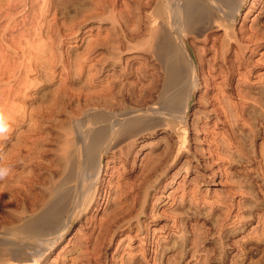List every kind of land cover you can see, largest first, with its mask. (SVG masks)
I'll return each instance as SVG.
<instances>
[{
    "label": "rangeland",
    "instance_id": "1",
    "mask_svg": "<svg viewBox=\"0 0 264 264\" xmlns=\"http://www.w3.org/2000/svg\"><path fill=\"white\" fill-rule=\"evenodd\" d=\"M67 1L0 0V170H6L0 177V230L18 224L21 217L35 214L52 200L70 167L69 154H78V120L89 109L93 113L116 107L141 109L157 99L158 92L149 93L157 66L151 53L155 0ZM215 29L188 38L194 55L197 48L202 55L196 59L204 61L197 63L201 71L209 82L216 79V86L204 82L195 92L185 143L179 133L166 127L119 137L102 160L106 187L97 194L99 203L92 201L82 209L48 255L32 264H264V106L260 105L264 102V0H247L235 21L236 39L245 40V49L236 43L218 52L222 38L213 39L223 37V30L205 41L206 33ZM119 90L125 95L119 92L124 97L117 100ZM108 94H115L111 100L119 103H108ZM222 95L229 99L219 102ZM238 104L248 108L249 117L243 113L242 122L226 115ZM64 139L74 146L66 141L65 145ZM165 147L173 151L168 165ZM65 152L69 159L67 167L64 159L63 170L60 156ZM155 160L162 161L163 173L160 168L153 185L143 190L145 186L138 184L148 174L146 167L158 164ZM134 197L140 200L139 206L144 201L142 207H131ZM10 263L14 264L0 260V264Z\"/></svg>",
    "mask_w": 264,
    "mask_h": 264
},
{
    "label": "bare ground",
    "instance_id": "2",
    "mask_svg": "<svg viewBox=\"0 0 264 264\" xmlns=\"http://www.w3.org/2000/svg\"><path fill=\"white\" fill-rule=\"evenodd\" d=\"M21 1V0H20ZM46 1V0H44ZM100 1V0H99ZM247 0H155V6H154V22L152 25L153 32H152V51L155 61H157L156 66V72L155 77L153 79L151 89L148 91L151 93V95L154 96V92H158V97L156 96V100L154 99L153 103H149L147 106H142L141 109H123L117 107L115 109H112V111L109 110L105 113H93L89 112L90 109L87 111L85 109L84 116L82 115V118L79 123V128L77 127V124L75 127H77V151L78 154L75 156L69 154L70 158V167L68 168V171L63 173L62 179L59 182V186H55L54 194L52 200L46 204V206H42L43 208L36 212L35 214L23 218L21 217L22 221L19 222L16 225H12L8 228H5L3 230H0V260H9V262H13L14 264H32L36 260L41 259L43 256H45L52 248L54 244H56L57 240L65 234V231L70 227L73 220L79 216V213L82 209L87 208L90 203L93 201L94 203H99V197L97 194L103 190V187L105 188V180L101 177L102 172V166H103V157L107 150L110 148V146L119 138L122 136H129L132 135H138L139 133L145 132V131H153L157 129L158 127H166L171 129L173 132L179 133V135L182 136L183 144L185 143V133L187 129V116H188V109L190 107V104L195 96V92L197 89L203 85L205 82L208 86H216V79L210 80L212 82H209L204 75V71L202 72L200 69V66L197 64L199 61L201 63H204V61L200 58L202 55H199V48H197V54L194 55L193 49L189 45L188 38L189 37H195V35H202V33H205L209 29L216 28L215 30H212L211 32L206 33L205 41H209L211 38L213 39L212 35H216L219 30L224 31V36H217L214 38V42L217 40H220L221 38V45L218 52H223L227 48V45L230 44H240L239 46L241 49H245V44L243 38H241V42H239L236 31L233 29L235 25L236 19L239 17V14L245 5ZM12 2V0H11ZM50 2V1H49ZM66 2H68L66 0ZM80 2V1H79ZM97 2V1H96ZM102 2V1H101ZM13 3V2H12ZM147 3V2H146ZM16 4V2H15ZM18 4V3H17ZM78 4V3H77ZM83 4V3H82ZM6 5V3H5ZM44 5V4H43ZM12 6V5H11ZM15 6V5H13ZM86 6V5H85ZM95 6V5H94ZM93 6V7H94ZM4 7V6H3ZM57 7V6H56ZM81 7V6H80ZM40 8V7H39ZM89 8V7H88ZM42 9V8H41ZM87 9V8H86ZM43 11V10H42ZM41 11V12H42ZM79 11V10H78ZM45 13V12H44ZM149 17V16H147ZM153 18V17H152ZM141 20V19H140ZM149 20V19H148ZM153 21V19H151ZM239 20V19H238ZM150 21V20H149ZM151 21V22H152ZM149 22V23H151ZM142 23V22H141ZM41 26V25H40ZM43 27V26H42ZM41 29V28H40ZM263 30V29H261ZM244 32V31H243ZM150 33V32H149ZM263 34V33H262ZM149 36V35H148ZM240 36V35H239ZM117 37V36H116ZM119 37V36H118ZM244 37V36H243ZM196 38V37H195ZM258 38V37H256ZM251 39V37H250ZM122 40V39H121ZM146 40V39H145ZM144 40V41H145ZM248 41V39H246ZM110 41V40H109ZM148 41V40H147ZM145 41V43L147 42ZM199 41V40H198ZM106 42V41H105ZM112 42V41H111ZM110 42V43H111ZM193 42V41H192ZM191 42V43H192ZM196 43V41L194 40ZM204 42V41H203ZM213 42V41H212ZM109 43V42H108ZM246 43V42H245ZM248 43V42H247ZM246 43V45H247ZM194 44V43H193ZM111 45V44H110ZM116 45V44H113ZM112 45V46H113ZM142 45V44H141ZM198 45V44H197ZM213 45V44H211ZM50 46V45H49ZM195 44L193 45L194 48ZM215 45H213L214 47ZM219 46V45H217ZM47 47V46H46ZM151 47V46H150ZM197 47V46H196ZM212 47V48H213ZM232 47V46H231ZM248 47V46H246ZM250 47V46H249ZM148 48V47H147ZM217 48V47H216ZM45 49V48H44ZM113 49V48H112ZM149 49V48H148ZM204 50H207V46L203 47ZM229 49V48H228ZM235 49V48H234ZM252 49V48H251ZM143 50V49H142ZM147 50V49H146ZM52 51V50H51ZM217 51V50H215ZM227 51H230L227 50ZM226 51V53H227ZM143 52V51H142ZM202 52V50H201ZM238 52V51H237ZM112 53V51H111ZM196 53V52H195ZM216 53V52H215ZM244 53V52H243ZM119 54V53H118ZM218 54V53H217ZM223 54V53H222ZM51 55V54H50ZM113 55V54H112ZM152 55V54H151ZM219 55V54H218ZM221 55V54H220ZM197 56H200L197 59ZM216 56V55H215ZM111 57V56H110ZM214 57V56H213ZM200 59V60H199ZM149 60V58H148ZM215 60V59H214ZM224 60V59H223ZM203 61V62H202ZM232 61V60H231ZM199 62V63H200ZM259 63V62H258ZM32 65V64H30ZM151 65V64H150ZM202 65V64H201ZM210 65V64H209ZM140 66V65H139ZM205 66V65H204ZM232 66V65H231ZM82 68V67H81ZM205 68V67H204ZM209 68V67H208ZM80 69V68H79ZM237 69V68H236ZM83 70V69H82ZM90 70V69H89ZM141 70V69H140ZM224 70V69H222ZM84 71V70H83ZM221 71V70H220ZM144 72V71H143ZM146 72V71H145ZM145 72L143 73L145 75ZM202 72V73H201ZM223 72V71H222ZM90 73V72H89ZM131 73V72H130ZM154 73V72H153ZM152 73V74H153ZM221 73V72H219ZM227 73V72H226ZM236 73V72H235ZM238 73V72H237ZM120 74V73H119ZM124 74V73H123ZM140 74V81L143 80L144 75ZM201 74L203 75L201 77ZM224 74V73H223ZM89 75V74H88ZM115 75V74H114ZM138 75V74H137ZM149 75V74H148ZM220 75V74H219ZM230 75V74H228ZM226 75V76H228ZM233 75V74H232ZM240 75V74H239ZM246 75V74H245ZM91 76V75H90ZM94 76V74H93ZM118 76V75H117ZM125 76V74H124ZM224 76V77H226ZM247 76V75H246ZM261 76V75H260ZM92 77V76H91ZM121 77V76H119ZM221 77V76H220ZM241 77V76H240ZM80 78V77H79ZM117 78V77H116ZM114 79V81L116 80ZM209 78V77H208ZM212 78H215L212 76ZM223 78V77H222ZM261 78V77H260ZM90 79V78H89ZM93 79V77L91 78ZM90 79V80H91ZM120 79V78H119ZM224 79V78H223ZM228 79V78H227ZM245 79V77H244ZM247 79V78H246ZM107 81V80H106ZM219 81V80H218ZM226 81V80H225ZM248 81V80H247ZM108 82V81H107ZM110 82V81H109ZM122 82V80H121ZM138 82V81H137ZM262 82V81H261ZM114 83V82H113ZM129 83V82H128ZM132 83V82H131ZM237 83V82H236ZM122 84V83H121ZM130 84V83H129ZM120 85V84H119ZM140 85V83H139ZM218 85V84H217ZM240 85V84H239ZM107 86V84H106ZM105 86V87H106ZM113 86V84H112ZM148 87V85H146ZM220 86V85H219ZM237 86V84H236ZM251 86V85H250ZM249 86V87H250ZM103 87V86H102ZM109 87H111L109 85ZM115 87V85H114ZM117 87L118 86L117 84ZM143 87V86H141ZM234 87V86H233ZM240 87V86H239ZM238 87L237 90L240 88ZM248 87V86H247ZM112 88V87H111ZM110 88V89H111ZM123 88V86L121 87ZM223 88V87H222ZM243 88V87H242ZM255 88V87H254ZM82 89V88H81ZM80 89V90H81ZM87 89V88H86ZM89 89V88H88ZM106 89V88H105ZM109 88L106 90H110ZM233 89V88H232ZM91 90V89H90ZM99 90V89H98ZM105 90V91H106ZM118 90V89H117ZM123 89H121L122 91ZM219 90V88H218ZM235 90V89H234ZM247 90V88H245ZM249 90V89H248ZM82 91V90H81ZM84 91V89H83ZM86 91V90H85ZM101 91V90H100ZM99 91V92H100ZM111 94L113 93V90H111ZM115 91V90H114ZM121 91L119 90L115 96H119L121 94ZM242 91V90H240ZM94 92V90H93ZM98 92V91H97ZM108 92V91H107ZM120 94L118 95V93ZM237 92V91H236ZM239 92V91H238ZM242 95L246 96V93H243ZM247 94L251 91H246ZM66 93V91H65ZM91 93V92H90ZM96 93V92H95ZM106 93V92H105ZM124 95V91L122 92ZM148 93V95H149ZM257 93V92H256ZM255 93V94H256ZM261 92L260 94H262ZM57 94V93H56ZM121 94V95H123ZM240 94V93H239ZM254 94V93H253ZM70 95V94H69ZM96 95V94H95ZM106 95V94H105ZM143 95V94H142ZM230 95V94H229ZM241 95V94H240ZM241 95V97H242ZM251 95V93H250ZM264 94H262L263 96ZM56 96V95H55ZM66 96V95H65ZM76 96V95H74ZM104 96V95H103ZM107 96L110 97L108 94ZM106 96V98H108ZM141 96V95H139ZM144 96V95H143ZM202 96V95H201ZM218 96V95H217ZM252 96V95H251ZM63 97V96H62ZM96 97V96H94ZM105 97V96H104ZM111 97L109 100H111ZM120 97V96H119ZM118 97V98H119ZM122 98L124 96H121ZM120 97V98H121ZM250 97V96H249ZM260 97V96H259ZM65 98V97H64ZM78 98V97H77ZM117 98V100H118ZM139 97L137 96V99ZM245 98V97H244ZM248 96H246V99ZM263 98V97H262ZM59 99V98H58ZM86 99V98H85ZM88 99V98H87ZM92 99V98H91ZM95 99V98H94ZM103 99V98H102ZM144 99V98H143ZM143 99H141V102ZM216 99V98H215ZM219 102L222 100H228L224 99L223 95L222 97H218ZM216 99V100H217ZM249 99V98H248ZM251 99V97H250ZM264 99V98H263ZM262 99V100H263ZM106 100V99H105ZM113 100V99H112ZM111 101H108V103L112 104ZM140 101V99H138ZM138 100H136L138 102ZM147 100V99H145ZM212 100V99H211ZM57 101V100H55ZM59 101V100H58ZM114 102L119 103L118 101H115V98L113 100ZM205 101V100H204ZM260 101V100H259ZM99 102V101H98ZM114 106L116 103H114ZM212 102V101H211ZM224 102V101H223ZM222 102V103H223ZM230 102V101H229ZM227 103L226 105L230 104ZM261 102V101H260ZM92 103V102H91ZM95 103V102H93ZM139 103V102H138ZM221 103V104H222ZM238 103V102H237ZM236 103V104H237ZM247 103V102H246ZM60 104V103H59ZM98 104V103H97ZM106 104V102H105ZM104 104V105H105ZM120 104H122L120 102ZM143 104V103H142ZM224 104V103H223ZM235 104V103H234ZM233 104V105H234ZM242 104V103H241ZM239 105L231 114L229 112L226 114V110H224L225 114L229 117L235 118L237 121H240L242 118V115H245L247 113L248 108H246L243 105ZM258 104V103H257ZM25 105V104H24ZM83 105V104H82ZM109 105V104H107ZM119 106V104H117ZM140 105V104H138ZM137 105V106H138ZM219 105V104H218ZM232 105V104H231ZM260 105L264 106V102H262ZM20 106V105H19ZM76 106V105H75ZM95 106V105H94ZM141 106V105H140ZM222 106V105H220ZM236 106V105H235ZM34 107V106H33ZM37 107V106H36ZM67 107V106H66ZM92 107V106H91ZM110 107V105H109ZM112 107V106H111ZM224 108V106H222ZM23 108V107H22ZM39 108V107H37ZM84 108V107H83ZM113 108V107H112ZM216 108V107H214ZM227 109V107L225 106ZM224 108V109H225ZM230 108V106H229ZM228 108V109H229ZM233 108V107H231ZM25 109V108H24ZM33 109V108H32ZM41 109V108H40ZM43 109V107H42ZM67 109V108H66ZM78 109V108H77ZM217 109V108H216ZM215 109V111H216ZM31 110V109H30ZM36 110V109H35ZM48 110V109H47ZM60 110V109H59ZM82 110V109H81ZM95 110V109H94ZM107 110V109H106ZM223 110V109H222ZM253 110V109H252ZM251 110V111H252ZM17 111V110H16ZM15 111V112H16ZM39 111V110H38ZM64 111V110H63ZM79 111V109H78ZM97 110H95L96 112ZM256 111V110H255ZM263 111V110H262ZM261 111V112H262ZM74 112V111H72ZM71 112V113H72ZM99 112V111H98ZM197 112V111H196ZM212 112V111H211ZM246 112V113H245ZM249 112V111H248ZM253 112V111H252ZM260 113V116L261 115ZM14 113V112H13ZM12 113V114H13ZM27 113V112H26ZM25 113V114H26ZM31 113V112H30ZM56 113H58L56 111ZM68 113V112H67ZM76 113V112H75ZM223 113V112H222ZM245 113V114H243ZM255 112H253L254 114ZM263 113V112H262ZM47 114V113H46ZM224 114V115H225ZM253 117V114L250 113ZM42 115V114H41ZM50 115V114H49ZM55 115V114H54ZM220 115V114H219ZM225 115V116H226ZM247 115V114H246ZM245 115V116H246ZM258 115V114H257ZM257 115L255 116L257 118ZM25 116V115H24ZM33 116V115H32ZM201 116V115H200ZM199 116V117H200ZM244 116V119H246ZM248 116V115H247ZM13 117V116H12ZM230 117V118H231ZM249 117V116H248ZM247 117V118H248ZM14 118V117H13ZM22 118V117H21ZM33 118V117H32ZM227 118V117H226ZM232 118V119H233ZM254 118V117H253ZM253 118L252 121L254 120ZM234 119V120H235ZM243 119V120H244ZM14 120V119H13ZM62 120V119H61ZM68 120V119H67ZM76 120V119H74ZM195 120V119H194ZM222 120V119H221ZM228 120V119H227ZM236 123L237 121H234ZM250 120V119H249ZM247 120V121H249ZM259 120V119H258ZM34 121V120H33ZM32 121V122H33ZM215 121V120H214ZM232 122V120H230ZM14 122V121H13ZM17 122V121H16ZM22 122V121H21ZM68 122V121H67ZM73 122V121H72ZM71 122V123H72ZM242 122V120H241ZM251 122V120L249 121ZM247 122V125L252 124V122L249 124ZM255 122V121H254ZM216 123V122H215ZM231 123L233 127H235V124ZM240 123V122H239ZM244 123V122H243ZM246 123V122H245ZM260 123V122H259ZM264 123V122H263ZM262 123V124H263ZM14 124V123H13ZM60 124V123H59ZM234 124V125H233ZM238 124V122H237ZM236 124V125H237ZM255 124V123H254ZM252 124V125H254ZM20 125V124H19ZM18 125V126H19ZM30 125V124H29ZM69 125V124H68ZM74 125V124H72ZM218 125V124H217ZM228 125V124H227ZM241 125V124H240ZM246 125V124H245ZM257 125V124H256ZM256 125L254 128H256ZM32 126V125H31ZM35 126V125H33ZM211 126V125H210ZM251 126V125H250ZM63 128V126H61ZM208 127V126H207ZM233 127H231L233 129ZM243 127V126H242ZM247 127V126H246ZM258 127V126H257ZM196 128V127H195ZM241 128V126H240ZM14 129V128H13ZM31 129V128H30ZM198 129V128H197ZM251 129V128H250ZM253 129V127H252ZM258 129V128H257ZM12 130V129H11ZM63 130V129H62ZM206 130V129H205ZM255 131V130H254ZM254 131L253 134H254ZM13 132V131H12ZM198 132V131H197ZM236 132V131H235ZM75 133V132H73ZM150 133V132H149ZM216 133V132H215ZM256 133V132H255ZM20 135V134H19ZM70 135V134H68ZM67 136V135H66ZM226 136V135H225ZM62 137V136H61ZM243 137V136H242ZM60 138V137H59ZM74 138V137H73ZM211 138V137H210ZM62 139V138H61ZM59 139V140H61ZM68 139V138H67ZM71 139V138H70ZM126 139V138H125ZM177 140V139H176ZM229 140V139H228ZM251 140V139H250ZM64 139V143H65ZM72 141V139H71ZM134 141V140H133ZM136 141V140H135ZM19 142V141H18ZM69 141H66L68 143ZM132 142V141H131ZM179 142V140L177 141ZM17 143V142H16ZM15 143V144H16ZM62 143V144H64ZM65 143V145H67ZM119 143V142H118ZM129 143V142H128ZM216 143V142H215ZM220 143V142H219ZM238 143V142H237ZM14 144V143H13ZM61 144V145H62ZM72 144V143H71ZM75 144V143H74ZM132 144V143H131ZM218 144V143H217ZM222 144V143H221ZM225 144V143H224ZM230 144V143H229ZM247 144V143H246ZM250 144V143H249ZM70 145V142H69ZM68 145V146H69ZM73 145V144H72ZM70 145V146H72ZM128 145V144H127ZM168 145V144H167ZM166 145V146H167ZM223 145V144H222ZM16 146V145H15ZM19 146V145H18ZM69 146V147H70ZM74 146V145H73ZM170 146V145H168ZM237 146V145H236ZM22 147V146H20ZM123 147V146H122ZM184 146L181 145L178 151H181V149ZM244 147V146H243ZM248 147V146H247ZM252 147V146H250ZM11 148V147H10ZM9 148V149H10ZM129 148V147H128ZM212 148V147H211ZM229 148V147H228ZM62 149V147H61ZM69 149V148H68ZM113 149V148H112ZM166 149V147H165ZM164 149V150H165ZM172 149V147H171ZM171 149H166V153L162 152L166 155L165 165H168L170 159L173 157V151ZM174 149V148H173ZM244 149V148H243ZM255 149V148H254ZM253 149V150H254ZM13 150V149H12ZM58 150V149H57ZM75 150V148L70 149ZM213 150V149H212ZM229 150V149H228ZM11 151V150H10ZM63 149L60 150V154L62 153ZM67 152V148L65 149ZM129 151V149H128ZM218 151V150H217ZM223 151V150H222ZM22 152V151H21ZM66 155H61V168L64 170V159L65 163L67 161L68 166V157L67 153ZM70 152V151H69ZM219 152V151H218ZM73 153V152H72ZM180 153V152H179ZM178 153V154H179ZM18 154V152H17ZM16 154V155H17ZM20 154V153H19ZM59 154V155H60ZM152 154V152H151ZM214 154V153H213ZM220 154V153H219ZM253 154V153H252ZM13 155V154H12ZM156 155V154H154ZM153 155V156H154ZM163 155V154H161ZM160 155V156H161ZM244 155V154H243ZM251 155V154H250ZM15 156V155H14ZM25 156V155H24ZM23 156V157H24ZM65 156V157H64ZM129 156V155H128ZM150 156V155H149ZM157 156V155H156ZM159 156V155H158ZM177 156V155H176ZM212 156V155H211ZM223 156V155H222ZM262 156V155H261ZM27 157V156H26ZM66 157L68 159H66ZM12 158V157H11ZM19 158V157H18ZM150 158V157H149ZM152 158V157H151ZM164 158V157H163ZM163 158H159L162 160ZM14 158H12L13 160ZM60 159V158H59ZM173 159V158H172ZM25 160V159H24ZM129 160V159H128ZM153 160V158H152ZM232 160V159H231ZM59 161V160H58ZM159 160H155L154 162L158 163ZM152 161H150L151 163ZM162 162V161H161ZM159 162V163H161ZM17 163V162H16ZM57 163V162H56ZM152 164L150 167H146L145 171L148 173L145 179H142L141 182L138 184L139 186L144 185L145 187L141 186V189L144 188L148 189L151 185H153V182L157 179V175L159 174L158 171L161 167H163L160 164ZM210 163V162H209ZM60 164V163H58ZM149 164V162H148ZM150 165V164H149ZM164 165V163H163ZM164 165V166H165ZM59 166V165H58ZM58 168V167H57ZM60 168V166H59ZM144 169V168H143ZM162 169V168H161ZM58 170V169H57ZM56 170V171H57ZM62 170V171H63ZM67 169H65L66 171ZM59 172V171H58ZM160 172V171H159ZM145 173V174H146ZM163 173V169H162ZM59 174V173H58ZM13 175V174H12ZM11 176V175H10ZM56 176V175H55ZM24 177V176H23ZM140 177V176H139ZM18 178V177H17ZM59 178V177H58ZM142 178V177H141ZM17 180V179H16ZM140 180V179H139ZM16 182V181H14ZM73 183H76L73 185ZM13 184V183H12ZM109 184V183H108ZM128 184V183H127ZM131 184V183H130ZM16 185V184H15ZM19 184H17L18 186ZM136 186V184H134ZM137 185V186H138ZM122 186V185H121ZM126 186V185H125ZM132 186V185H131ZM138 186V187H139ZM14 187V184H13ZM108 187V185H107ZM124 187V186H123ZM128 187V186H127ZM130 187V186H129ZM17 188V187H16ZM118 188V187H117ZM131 188V187H130ZM12 189V187H11ZM45 190V189H44ZM52 190V188H51ZM40 191V190H39ZM147 191V190H146ZM13 192V191H12ZM15 192V191H14ZM44 192V191H43ZM42 192V193H43ZM53 192V191H52ZM19 193V192H18ZM48 193V192H47ZM46 193V194H47ZM50 193V192H49ZM48 193V194H49ZM144 193V192H143ZM45 194V193H44ZM122 194V193H121ZM120 194V195H121ZM124 194V193H123ZM137 194V193H136ZM11 195V194H10ZM133 195V194H132ZM143 194H141L142 196ZM52 196V193H51ZM104 196V195H103ZM102 196V197H103ZM131 196V195H130ZM135 196V195H134ZM137 196V195H136ZM16 197V196H15ZM47 197V196H46ZM121 197V196H119ZM128 197V196H127ZM133 197V196H132ZM192 197V196H191ZM197 197V196H196ZM36 198V197H35ZM41 198V196H40ZM49 198V197H48ZM47 198V199H48ZM118 198V197H117ZM116 198V199H117ZM135 198V197H134ZM141 198V197H140ZM115 199V198H114ZM132 200V198H130ZM142 199V198H141ZM195 199V198H194ZM193 199V200H194ZM11 200V199H10ZM13 200V199H12ZM118 200V199H117ZM116 200V201H117ZM130 200V201H131ZM17 201V200H16ZM24 201V200H23ZM123 201V200H122ZM202 201V200H201ZM149 202V201H148ZM11 203V202H10ZM27 203V202H26ZM41 203V202H40ZM43 203V202H42ZM134 204H130L136 207L139 204H141L140 200L135 198ZM198 203V202H197ZM36 204V203H35ZM116 204V203H115ZM122 204V202H121ZM129 204V203H128ZM144 204V201L142 202V206ZM117 205V204H116ZM128 205V206H130ZM31 206V205H30ZM35 206V205H34ZM41 206V205H40ZM38 206V207H40ZM120 206V205H119ZM123 206V205H122ZM139 206V205H138ZM137 206V207H138ZM141 206V205H140ZM139 206V207H140ZM141 206V207H142ZM32 207V206H31ZM118 208V206H116ZM115 207V208H116ZM27 208V207H26ZM34 208V207H33ZM120 208V207H119ZM123 208V207H122ZM126 207H124L125 209ZM129 208V207H128ZM23 209V208H22ZM39 209V208H37ZM123 209V210H124ZM130 209V208H129ZM132 209V208H131ZM130 209V210H131ZM135 209V208H134ZM132 209V210H134ZM21 211V210H20ZM118 211V210H117ZM122 211V210H121ZM120 211V212H121ZM126 211V210H125ZM128 211V210H127ZM124 212V211H123ZM133 212V211H132ZM34 213V212H33ZM126 213V212H124ZM123 213V215H124ZM128 213V212H127ZM118 215V214H117ZM113 215V217H117ZM122 215V214H121ZM121 215H118L119 217ZM131 214H129L130 216ZM133 216V215H132ZM17 218V217H16ZM14 218V219H16ZM125 218V217H124ZM127 218V217H126ZM66 219V221H65ZM114 219V218H113ZM112 219V222L115 220ZM123 219V217H122ZM132 219V218H131ZM19 220V219H18ZM111 221V219L107 220V222ZM118 221V220H117ZM110 222V223H112ZM109 223V224H110ZM115 223V221H114ZM117 223V222H116ZM108 225V224H107ZM111 225V224H110ZM114 224H112L113 227ZM115 226V225H114ZM109 227V226H108ZM107 228V227H106ZM105 229V228H104ZM113 229V228H112ZM107 230V229H106ZM111 230V228H110ZM163 248V247H162ZM51 251V250H50ZM48 255V254H47ZM46 255V256H47ZM12 264V263H10Z\"/></svg>",
    "mask_w": 264,
    "mask_h": 264
},
{
    "label": "clouds",
    "instance_id": "3",
    "mask_svg": "<svg viewBox=\"0 0 264 264\" xmlns=\"http://www.w3.org/2000/svg\"><path fill=\"white\" fill-rule=\"evenodd\" d=\"M6 175V170H0V177Z\"/></svg>",
    "mask_w": 264,
    "mask_h": 264
}]
</instances>
